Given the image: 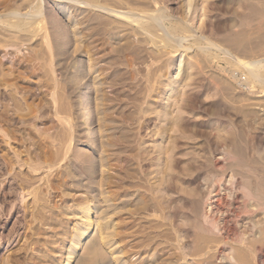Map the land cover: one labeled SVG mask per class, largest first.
Returning <instances> with one entry per match:
<instances>
[{
  "label": "rangeland",
  "instance_id": "374dc122",
  "mask_svg": "<svg viewBox=\"0 0 264 264\" xmlns=\"http://www.w3.org/2000/svg\"><path fill=\"white\" fill-rule=\"evenodd\" d=\"M122 1L124 9H115L121 12V18L84 10L77 0H39L42 13L37 19L44 24L54 23L52 31L60 32L54 36L65 52L62 54L54 48L53 53H47L53 81L50 87L43 84L45 77L43 79L38 72L34 75L30 67H26L27 63L20 68L17 59L36 55L34 51L38 45L44 44L43 48L47 50L51 30L41 31L36 37L21 31L25 40L18 46H0V62L5 68L9 67L5 72L18 74L22 71L16 84H0V263L9 253L28 244L8 236L12 230H19L24 207L33 197L29 194L33 188L21 189L16 174L22 175L26 171L25 175L41 177L36 186L45 185L43 188L47 189L44 183L47 176L56 175L66 168L65 164L75 161L77 165L73 171L83 173L84 177L80 181L64 177V182L73 189L74 199L70 204L84 199L87 196L84 192L94 189L90 207L97 205L95 219H100L107 205L105 197H119L120 165L123 157L125 159L133 152L141 155L135 168L143 165L142 158H146L147 163L153 161L148 170L152 173L151 182L158 188L156 177L163 175L160 173L163 165H157L160 151L172 145L171 136L184 139L177 143V168L172 166L178 176L173 196L177 205H181L179 196L193 189L183 181V173L189 170L186 161L189 156L186 155L196 151L192 144L206 138L212 140L224 133V126L230 125L233 135L239 136L248 151L264 149V86L258 84L251 90L246 88L250 77L241 65L242 62L257 63L256 70H264V0H137V5L133 6ZM92 16L113 22L118 35L97 34L87 23L80 26L81 21ZM152 16L162 17L163 26L156 29L153 36H148L138 24H144ZM177 25L183 30L176 31ZM164 30L173 35L168 37ZM177 35L182 42L174 38ZM180 63L181 69L178 68ZM88 108L91 119L86 123ZM184 125L189 129L186 136ZM123 133L137 139L134 148L128 146L122 150L119 139ZM61 134L74 140L61 147L63 155L57 166L51 169L49 162L46 164L43 159L35 162V153L48 150L45 146L38 149L36 143ZM184 136L191 138L190 143H185L188 138ZM58 147L59 143L55 142L51 149L57 152ZM6 155L15 160L11 169H7ZM107 157L108 161L105 160ZM28 161L47 167L33 173L31 163L26 164ZM108 181L110 184L106 183ZM75 183L83 188L74 187ZM13 189L16 193H12ZM52 198L60 206V198L54 193L50 200ZM147 214L156 215V212L150 210ZM110 216L117 219V214ZM177 219L181 224L180 218ZM99 223H103V219ZM90 232L92 239L94 232H98L97 224ZM97 243L100 244V240ZM81 247L70 264H76V260L85 254ZM107 256L112 258L108 252ZM114 256L122 257L118 249ZM188 258L190 264L195 263V258Z\"/></svg>",
  "mask_w": 264,
  "mask_h": 264
},
{
  "label": "bare ground",
  "instance_id": "6f19581e",
  "mask_svg": "<svg viewBox=\"0 0 264 264\" xmlns=\"http://www.w3.org/2000/svg\"><path fill=\"white\" fill-rule=\"evenodd\" d=\"M125 1L133 6L137 0ZM77 2L84 10L105 12L121 18L123 16L120 14L121 12L115 10L117 8L124 9L122 0H77ZM129 10L135 11L136 9L129 8ZM24 11L26 12L23 13ZM41 13L39 0H0V46H18L19 42L25 40L21 31L34 34L36 37L41 31L51 30L50 35L48 34L50 41L47 50L43 48L44 44L38 45V49L35 45L36 55L17 59L20 68H24L27 63L26 67H30L33 74L38 72L43 76V79L45 77L43 84L50 87L53 85V81L47 53H53L54 48L59 49L62 54L65 52L62 51L58 39L56 40V35L54 36V33L56 34L58 31H52L54 23L44 24L37 19ZM76 14H78L77 17L80 16V13ZM152 17L149 19L146 17L148 20L145 19L144 24H138L141 31L148 36H153L156 29L163 26L162 17ZM84 23L98 32L97 34L104 33V36L113 37L118 35L117 28L112 26L113 22L104 21L102 18L92 16L89 19L85 18L79 24L81 26ZM182 30L181 25L176 26V31ZM164 33L168 37L173 35L168 30H164ZM75 34H78V31ZM60 35L62 36V34ZM178 37L177 35L174 38L178 39ZM110 39L112 38L110 37ZM181 40L180 37L179 43L182 42ZM241 65L247 70L250 77V83L246 88L251 90L258 84L264 86V70L257 71V63L242 62ZM1 68H3V72L0 84H16L18 75L22 71H19L18 74L11 71L9 74L5 72L9 67L5 68V65L1 64ZM178 68H182V63L178 65ZM13 91L15 92V90ZM3 106L5 105L3 104ZM90 119L91 112L88 108L85 122H89ZM172 126L171 123L170 129ZM223 128L224 133H219L216 138L212 140L206 138L192 144L191 147L196 150L195 153L186 152L187 158L189 156V159L186 160L189 170L183 173L184 180L181 179L193 189L179 196L181 205H177L173 196L178 176L177 172L172 170V166L177 168L179 161L175 152L178 148L177 143L182 140L180 137L172 138L171 136L170 143L172 145L165 146L160 151L157 165H163L160 172L163 175L156 177L160 189L158 192V188L151 182L152 173L148 170L153 161L147 163V159L142 158L143 165L140 168H135L134 165L140 163V154L136 151L137 154H134L132 151L131 156L129 154V157L126 156L125 159L123 157V164L119 169V197H105L107 205L104 206L106 208L102 212L103 217L100 218L103 219V223H99V218L95 219V213L98 212H95L97 205L90 207L94 201L91 194L94 189L85 191L87 196L84 199L82 198L78 202L74 200L70 204L71 199H74L71 195L73 189L68 187L67 182H64V177L78 178V181L84 177L83 173L80 175L73 171V167L77 165L75 161L73 164H65L66 168L57 172L56 175H48V179L44 182L47 189L43 188L44 184V186H36L41 177L38 178L33 174L28 175L29 173L27 176L25 175L26 171L24 174L20 172L22 175L15 173L18 175L16 181L21 189L33 188L29 193L33 197L24 207V218L23 221L21 220L22 225L19 230H12L8 236L19 239V243L25 240L28 244L23 245L18 251L9 253L0 264H70L87 238L90 240L88 239L81 247L85 249V254L76 260V264H97L100 262L111 264V260L114 264H190L188 257L195 258L194 264H264V149L263 151L260 148V150L248 151L243 147L239 136H235L236 133L233 135L230 125ZM188 130L186 127L183 131L185 136L188 134ZM129 135L123 133L119 139L122 150L127 149L128 146L134 148L133 145L137 144V139ZM49 138V140L45 139L43 143L39 141L38 144L36 143L38 149L45 146L48 150L35 153L37 155H35V162L43 159L46 164L49 162L48 167L52 169L57 166L58 160H61L60 155H63L61 147L64 148L69 141L74 139L68 137L67 134ZM185 138H188L185 143H190L191 138ZM55 142L60 145L58 150L56 149V153L51 149L54 148ZM8 156H4V160L7 163V169H11L15 160ZM105 160L108 161L109 157ZM105 163L103 165L107 166ZM26 164H30L33 173L47 167H44L42 163L34 165L32 161H28ZM106 183L110 184V181ZM59 186L60 188H57ZM74 187L83 188L76 183ZM14 189L13 192L11 191L12 193H16ZM52 193L56 198H60V206L58 201L56 202L53 198L50 200ZM150 210H154L156 215L147 214ZM111 214H117V223L115 222L117 219L110 216ZM178 217L181 224H178ZM15 224L17 225V223ZM96 224L98 232H94L91 239L90 229ZM115 227H117L116 230ZM98 240H100V244L97 243ZM116 249L120 251L122 257L114 256ZM107 252L112 258L109 259ZM59 254L62 255L59 256Z\"/></svg>",
  "mask_w": 264,
  "mask_h": 264
}]
</instances>
